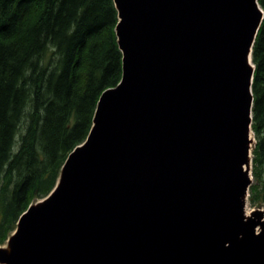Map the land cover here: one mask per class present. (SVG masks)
I'll use <instances>...</instances> for the list:
<instances>
[{
	"label": "water",
	"instance_id": "obj_1",
	"mask_svg": "<svg viewBox=\"0 0 264 264\" xmlns=\"http://www.w3.org/2000/svg\"><path fill=\"white\" fill-rule=\"evenodd\" d=\"M113 2L121 79L0 264H264V212L245 216L258 0Z\"/></svg>",
	"mask_w": 264,
	"mask_h": 264
},
{
	"label": "trees",
	"instance_id": "obj_2",
	"mask_svg": "<svg viewBox=\"0 0 264 264\" xmlns=\"http://www.w3.org/2000/svg\"><path fill=\"white\" fill-rule=\"evenodd\" d=\"M258 4L251 203L264 200V0ZM117 22L113 0H0V245L32 201L53 190L100 95L119 83Z\"/></svg>",
	"mask_w": 264,
	"mask_h": 264
},
{
	"label": "rangeland",
	"instance_id": "obj_3",
	"mask_svg": "<svg viewBox=\"0 0 264 264\" xmlns=\"http://www.w3.org/2000/svg\"><path fill=\"white\" fill-rule=\"evenodd\" d=\"M25 111L27 112L28 110H25ZM250 138L253 140L252 145H251V160H252V158H253V150H254V147H255V144H256V138L254 136L253 131L250 134ZM252 168H253V164L251 162L250 169H249V172L251 173V184H250L249 188L250 187L252 188V186H254L257 183L255 178L253 177ZM262 179L264 180V177H262L261 180ZM247 193H248V195L246 196L247 200L245 202V212L249 213L252 210H263V212H264V200L257 199L255 201H253V203H251L250 200H249V196H250L249 189H248ZM40 202H41V199H34L31 204L36 205V204H39ZM263 218H264V213H263ZM15 228H16V226L14 227V230H15ZM14 230L8 236H10L14 232ZM6 241L3 244H1L0 247H4L5 244H6Z\"/></svg>",
	"mask_w": 264,
	"mask_h": 264
},
{
	"label": "bare ground",
	"instance_id": "obj_4",
	"mask_svg": "<svg viewBox=\"0 0 264 264\" xmlns=\"http://www.w3.org/2000/svg\"><path fill=\"white\" fill-rule=\"evenodd\" d=\"M250 214L248 213V212H245V216L246 217H248ZM257 228V227H256ZM245 247H242L241 248V250H243ZM260 250H261V248H260ZM259 250V251H260ZM242 260V262H239V261H241ZM245 262H248V264H257L252 258L251 259H249L248 261H246L245 259H243V258H240L239 260H238V263L237 264H245Z\"/></svg>",
	"mask_w": 264,
	"mask_h": 264
}]
</instances>
